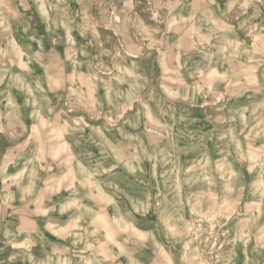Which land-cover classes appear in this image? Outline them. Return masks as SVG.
I'll use <instances>...</instances> for the list:
<instances>
[{
    "label": "rangeland",
    "instance_id": "374dc122",
    "mask_svg": "<svg viewBox=\"0 0 264 264\" xmlns=\"http://www.w3.org/2000/svg\"><path fill=\"white\" fill-rule=\"evenodd\" d=\"M2 65L0 264H264V0H0Z\"/></svg>",
    "mask_w": 264,
    "mask_h": 264
},
{
    "label": "crops",
    "instance_id": "0c3cea01",
    "mask_svg": "<svg viewBox=\"0 0 264 264\" xmlns=\"http://www.w3.org/2000/svg\"><path fill=\"white\" fill-rule=\"evenodd\" d=\"M31 17H28V20H30ZM48 19V17H47ZM31 22V20H30ZM30 29L34 30V28H37V24L35 23H29ZM48 28V27H46ZM33 32V31H32ZM5 68L3 65L0 66V73L1 74V80L0 85L7 87V94L0 99V132L4 131L7 133H11L14 135L19 136L20 143L23 141L22 136L26 135V142H31L32 136L35 131L39 132L37 120H39V112L33 111L31 109H28L27 107H24L26 105L24 102H29V100H20L18 93L15 92L14 89V82H20L21 79H16V74L8 75V69L6 68V72H2V69ZM49 78L54 80L53 76H48ZM23 84V83H22ZM38 84V79H31L29 82L24 83L25 86L28 88H31L33 86H36ZM9 87V88H8ZM17 95V96H16ZM10 104V106H9ZM28 106V105H27ZM19 145H17V142L15 143V146H6L4 149L9 148H18Z\"/></svg>",
    "mask_w": 264,
    "mask_h": 264
}]
</instances>
